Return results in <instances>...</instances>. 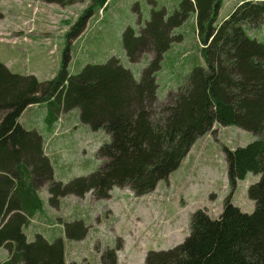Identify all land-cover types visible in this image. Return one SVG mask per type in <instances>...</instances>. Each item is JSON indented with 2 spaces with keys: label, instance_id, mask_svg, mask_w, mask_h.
<instances>
[{
  "label": "trees",
  "instance_id": "1",
  "mask_svg": "<svg viewBox=\"0 0 264 264\" xmlns=\"http://www.w3.org/2000/svg\"><path fill=\"white\" fill-rule=\"evenodd\" d=\"M43 1L67 6L78 0ZM107 2L93 0L72 23L62 65L52 79L40 81L34 74L13 72L0 61V247L9 252L1 264H68L63 236L50 241L41 232L28 239L30 218L44 205L42 189L54 208L69 195L110 198L116 186L137 197L150 194L216 124L236 125L257 135L245 146L226 148L232 192L222 212L212 217L206 208L197 209L191 214L189 235L168 249L147 251L145 263L264 264V41L251 37L245 28L262 25L264 0H242L220 23L224 0H181L170 15L153 6L139 30L128 25L122 32L130 62L152 54L139 79L115 54L103 62L89 61L78 72L70 68L71 40L81 36ZM191 13H196L206 66L194 67L177 91L160 102L157 76L164 55L181 40L176 29ZM36 104L50 107L47 118L77 108L82 123L111 135L97 149L98 169L68 181L56 177L42 132L24 127L19 119ZM252 172L260 178L248 187L255 201L254 211L248 213L231 196ZM89 226L79 217L67 220L65 235L81 240ZM121 247L105 248L103 264H119Z\"/></svg>",
  "mask_w": 264,
  "mask_h": 264
},
{
  "label": "rangeland",
  "instance_id": "2",
  "mask_svg": "<svg viewBox=\"0 0 264 264\" xmlns=\"http://www.w3.org/2000/svg\"><path fill=\"white\" fill-rule=\"evenodd\" d=\"M241 1L224 0L217 22L224 20ZM92 2L93 0H78L72 5L62 6L43 0H0V61L13 72L34 74L40 81L52 79L64 59L68 45L67 31ZM180 2L181 0H108L101 21L97 22L99 11H96L85 34L101 30L102 50L109 53L103 61L111 55H118L139 79L142 69L148 64L149 54L145 53L140 61L134 63L126 59L122 45L123 30L128 25L139 30L149 19L153 6L165 8L170 15ZM18 14L20 19L17 18ZM32 18L33 24L30 21ZM194 26V13H191L184 24L176 29L184 42L181 46L180 40L175 41L166 52L167 61L163 64L164 71L161 74L162 86L164 74L171 64L181 70L185 69V72L201 64L206 66L201 44H194V41L197 42ZM245 28L251 37L264 41V22L257 28H251L247 24ZM14 36L22 37L14 40ZM74 40L69 44L72 59L70 68L78 72L89 60H85V41L77 38L73 43ZM185 52L187 54L184 56ZM162 89L159 91L161 99L167 95H163ZM105 134L107 137L100 141L110 140L111 135L107 132ZM256 138L255 133L236 125L216 124L214 131L196 140L180 166L167 179H162L150 194L137 197L129 189L116 186L107 199L97 200L91 193L85 202L78 196L66 198L62 211H57L54 217L60 216L56 221H64L63 229L58 225L56 232L57 236H63L68 263L103 264L101 253L105 248L121 244L117 253L119 264H146L147 251L168 249L181 243L189 235L191 214L199 208H206L212 217H218L226 197L232 192L227 174L226 148H239ZM95 153L92 148H88V157L96 159ZM100 163L98 159V163L86 166L87 171L94 166L98 168ZM79 175L80 172L76 169L64 180L68 181ZM259 178L260 174L249 173L238 182L231 196L232 202L244 212L251 213L255 209V201L249 197L248 187ZM47 204V200H44V205ZM73 205H78L80 213L71 216ZM88 210L91 212L88 220L91 227L89 226L85 238H67L65 222L76 217L87 222L82 214ZM7 259L8 250L0 247V264Z\"/></svg>",
  "mask_w": 264,
  "mask_h": 264
},
{
  "label": "crops",
  "instance_id": "3",
  "mask_svg": "<svg viewBox=\"0 0 264 264\" xmlns=\"http://www.w3.org/2000/svg\"><path fill=\"white\" fill-rule=\"evenodd\" d=\"M95 15L96 14H94L90 18V20ZM17 18L20 19L19 14L17 15ZM18 19H15V20H18ZM194 22H195L194 32L196 33V36H197L196 13H194ZM86 30H87V27L85 31ZM1 31L2 30L0 29V33H2ZM85 31L79 37L83 41H85V47L87 50L85 60L103 62V60L109 54V53H106L105 51L103 52L102 50L103 33L100 30L97 32H88V34H85ZM48 36L49 37L51 36L50 32H48ZM20 37L22 36H14L13 39L15 40ZM76 40L77 39H75L73 43L76 42ZM196 40L197 42L194 41V44L195 43L199 44L200 42H199L198 36ZM183 42H184V38H181V40L179 41L181 46L183 45ZM187 52H185L183 55L185 56ZM88 54L90 55V57L87 58ZM165 55H164V60L162 62L163 64L164 62L167 61L165 60ZM151 58H152V54L149 53L147 63L149 62ZM126 59H127V56H126ZM191 70L189 72H185V69L181 70L179 68H176L172 64L169 65V67L167 68L164 74V85L162 86L161 74L164 71L163 65H162V69L158 73L159 76H157L158 99L162 101L166 98L168 93L177 91L182 81L191 72ZM161 88H163L162 89V91L164 92L163 95L167 94L165 97L163 96L162 99L159 95V91L161 90ZM49 109L50 107L47 104L30 105L24 111L21 118L19 119L21 123L24 125V127L36 128L42 132L43 137H44L43 143L45 145V151H46V154L50 157L54 165L56 177L58 179L64 180L67 178L69 174H72L74 170L76 169L78 170V172H80V175L87 174L90 171L98 169L97 167L94 166L93 169H90L87 171L86 166H89L90 164H93L94 162L98 163V157L96 153H95L96 159H94L93 157L87 156L88 148H92L93 151L97 152L99 145L101 144V142H103L100 140L105 139L107 137L105 134L106 131L103 129L94 130L91 128L90 125L82 123L80 120V114H79L80 110L77 108L72 109L70 111H65V112L61 111L60 113H58V115H54L51 118L50 117L47 118ZM59 116L63 117V123H62L63 130L60 134L55 135L53 129L55 128V122L57 121ZM121 189H124V188H121ZM40 194L43 200H47L48 192L46 188L42 189ZM88 195L89 193H87L84 197H80L81 200L85 202ZM68 197L78 198L75 195H69V196L64 197L61 200L59 207H57L58 210L48 204L42 205V208H40V212L36 216L30 218V223L26 228V233H27L29 240L33 238L32 237L33 234L35 235L36 233H41V232L50 241H53L55 238H57L58 233L56 232V227L60 225V228L63 229L64 221L63 220L56 221V218L60 219V216L58 217H54V216L57 215L56 214L57 211L58 212L62 211L61 207L63 205V201H65V199ZM70 213H73L71 216H73L74 214L80 213L78 205H73V210H71ZM82 215L86 217L87 222L90 225V222L88 221L91 217L90 210H88L86 213ZM66 260H67V251H66Z\"/></svg>",
  "mask_w": 264,
  "mask_h": 264
},
{
  "label": "built area",
  "instance_id": "4",
  "mask_svg": "<svg viewBox=\"0 0 264 264\" xmlns=\"http://www.w3.org/2000/svg\"><path fill=\"white\" fill-rule=\"evenodd\" d=\"M30 21L33 24L34 23V18H32ZM61 123H62V118L59 119V121H58V123L56 125V128L54 129L55 130V132H54L55 134H59L62 131Z\"/></svg>",
  "mask_w": 264,
  "mask_h": 264
}]
</instances>
